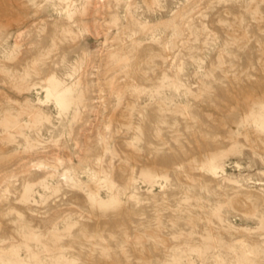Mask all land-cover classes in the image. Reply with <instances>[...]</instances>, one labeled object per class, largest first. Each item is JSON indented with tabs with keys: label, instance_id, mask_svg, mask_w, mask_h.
Listing matches in <instances>:
<instances>
[{
	"label": "rangeland",
	"instance_id": "1",
	"mask_svg": "<svg viewBox=\"0 0 264 264\" xmlns=\"http://www.w3.org/2000/svg\"><path fill=\"white\" fill-rule=\"evenodd\" d=\"M0 264H264V0H0Z\"/></svg>",
	"mask_w": 264,
	"mask_h": 264
}]
</instances>
